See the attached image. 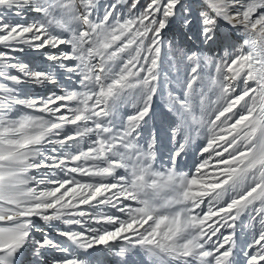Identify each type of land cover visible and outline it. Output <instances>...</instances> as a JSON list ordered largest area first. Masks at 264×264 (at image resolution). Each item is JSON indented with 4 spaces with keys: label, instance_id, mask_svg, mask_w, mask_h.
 Returning <instances> with one entry per match:
<instances>
[{
    "label": "snow or ice",
    "instance_id": "obj_1",
    "mask_svg": "<svg viewBox=\"0 0 264 264\" xmlns=\"http://www.w3.org/2000/svg\"><path fill=\"white\" fill-rule=\"evenodd\" d=\"M109 261L264 264V0H0V264Z\"/></svg>",
    "mask_w": 264,
    "mask_h": 264
},
{
    "label": "rangeland",
    "instance_id": "obj_2",
    "mask_svg": "<svg viewBox=\"0 0 264 264\" xmlns=\"http://www.w3.org/2000/svg\"><path fill=\"white\" fill-rule=\"evenodd\" d=\"M105 0H101V3H104ZM38 64H39V59L36 61ZM171 71V70H170ZM173 75L175 74L174 72L172 73ZM181 79H182V76H181ZM30 92H32L33 94H35L38 90L37 89H29ZM125 111H131V109H126ZM161 111V109H157V112L159 114V112Z\"/></svg>",
    "mask_w": 264,
    "mask_h": 264
},
{
    "label": "bare ground",
    "instance_id": "obj_3",
    "mask_svg": "<svg viewBox=\"0 0 264 264\" xmlns=\"http://www.w3.org/2000/svg\"><path fill=\"white\" fill-rule=\"evenodd\" d=\"M32 89H36V88H31V90ZM52 235H54V233ZM238 236H239L238 245L243 243L246 240V238H247L246 235H242L244 237V240H241V235L239 233H238ZM137 259H139V258H137ZM109 264H110V261H109Z\"/></svg>",
    "mask_w": 264,
    "mask_h": 264
}]
</instances>
